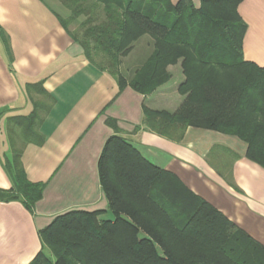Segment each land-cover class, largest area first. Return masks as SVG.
<instances>
[{
    "label": "trees",
    "instance_id": "obj_1",
    "mask_svg": "<svg viewBox=\"0 0 264 264\" xmlns=\"http://www.w3.org/2000/svg\"><path fill=\"white\" fill-rule=\"evenodd\" d=\"M58 1L69 13L58 16L62 26L120 92L129 87L148 97L170 81L169 67L181 65V106L172 113L144 105L135 132L146 129L178 143L189 128L234 136L247 144L246 157L264 168V67L244 56V0ZM0 36L10 55L7 37ZM143 38L151 39L152 52L127 80L120 73L123 59ZM26 90L34 110L9 120L20 129L22 144L16 132H8L11 158L5 157L4 166L12 188L0 190V201H21L32 211L45 184L29 180L23 155L29 145H44L39 127L54 98L44 82ZM106 123L114 135L103 148L98 173L107 212L57 216L39 232L42 249L30 264H264L262 244L175 174L147 160L115 120ZM108 212L113 219H105Z\"/></svg>",
    "mask_w": 264,
    "mask_h": 264
},
{
    "label": "crops",
    "instance_id": "obj_2",
    "mask_svg": "<svg viewBox=\"0 0 264 264\" xmlns=\"http://www.w3.org/2000/svg\"><path fill=\"white\" fill-rule=\"evenodd\" d=\"M239 14L247 25L245 59L264 67V0H244ZM68 15L58 0H0V34L10 45L9 55L0 36L1 191L12 188L1 153L10 155L8 132H20L9 120L34 110L27 85L44 82L54 98L47 101L52 108L39 127L44 145H29L23 155L29 180L45 189L32 211L21 201H0V264H30L42 249L39 232L58 215L107 212L98 173L103 148L114 135L107 119L117 122L121 135L147 160L175 174L264 246V168L246 157L244 143L196 128H189L180 143L146 129L135 132L144 105L172 113L179 108L181 65L169 67L170 81L149 97L129 87L120 92L115 79L92 66L62 26L58 16ZM151 52V39L143 38L121 67L133 57L129 67L136 71Z\"/></svg>",
    "mask_w": 264,
    "mask_h": 264
},
{
    "label": "rangeland",
    "instance_id": "obj_3",
    "mask_svg": "<svg viewBox=\"0 0 264 264\" xmlns=\"http://www.w3.org/2000/svg\"><path fill=\"white\" fill-rule=\"evenodd\" d=\"M78 26L76 25V24H73L72 25V29H76ZM128 57V56H127ZM125 59V58H124ZM124 59H123V61H124ZM129 63H134V58L132 57V59H130L129 61H128ZM126 64V68H122V67H120V73H121V75H123L127 80H130L133 76H134V74H135V72L136 71H134V70H131L130 68L131 67H129L131 64ZM122 64H123V62H122ZM122 66V65H121ZM128 66V67H127ZM125 67V66H124ZM182 84V83H181ZM180 84V85H181ZM180 85H179V87H180ZM179 87H178V90H179ZM179 93V92H178ZM154 94V93H153ZM152 94V95H153ZM151 96V95H150ZM181 96V95H180ZM149 97V96H148ZM181 97H183V96H181ZM184 98V97H183ZM183 101H184V99H183ZM183 103V102H182ZM181 103V104H182ZM181 104H180V106H181ZM179 106V107H180ZM151 109V108H150ZM178 110V109H177ZM218 133V132H217ZM227 136H229V135H227ZM229 137H232V138H235V139H237L238 141H240V142H242V143H244L243 141H241L239 138H237V137H234V136H229ZM15 139L17 140V143H18V147H20L21 146V144H22V141H21V137H20V132H16V137H15ZM246 146H247V144L246 143H244ZM247 148V150H248V146L246 147ZM247 150H246V156H247ZM1 157H2V159L4 160L5 159V157H7V155H6V153L5 154H3V153H1ZM9 158H11L10 157V155H9ZM73 211V210H72ZM74 211H87V210H74ZM97 212L98 211H102V210H96ZM68 212H70V211H68ZM68 212H66V213H68ZM87 212H95V211H87ZM66 213H64V214H66ZM61 215H63V214H61ZM59 216V215H58ZM57 217V216H56ZM55 217V218H56ZM54 218V219H55ZM102 218H104V217H102ZM101 218V219H102ZM114 217H113V215L110 213V212H108L107 213V215L105 216V219H113ZM53 219V220H54ZM52 220V221H53ZM48 253V252H47ZM48 255H49V253H48Z\"/></svg>",
    "mask_w": 264,
    "mask_h": 264
}]
</instances>
